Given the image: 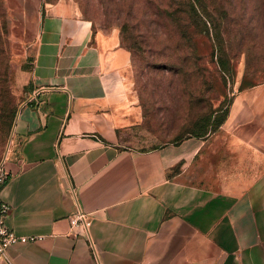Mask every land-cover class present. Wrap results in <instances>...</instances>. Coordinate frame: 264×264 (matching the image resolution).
<instances>
[{"label": "crops", "instance_id": "crops-1", "mask_svg": "<svg viewBox=\"0 0 264 264\" xmlns=\"http://www.w3.org/2000/svg\"><path fill=\"white\" fill-rule=\"evenodd\" d=\"M8 3L34 58L0 199L10 229L43 239L0 264H264V85L235 91L169 175L160 149L130 142L143 116L118 36L72 0Z\"/></svg>", "mask_w": 264, "mask_h": 264}, {"label": "rangeland", "instance_id": "rangeland-1", "mask_svg": "<svg viewBox=\"0 0 264 264\" xmlns=\"http://www.w3.org/2000/svg\"><path fill=\"white\" fill-rule=\"evenodd\" d=\"M200 1L221 35L216 41L207 25L209 47L197 54L194 43L193 52L184 50L179 32L194 23L185 7L190 0H72L96 32L114 33L122 47L135 49L131 82L143 118L130 142L137 149H160L169 175L184 168L196 147L187 142L194 137L182 138L186 132L209 133L222 122L235 91L264 85V0ZM162 11L173 12L171 20ZM33 58L8 0H0V165L14 148L13 124L30 92Z\"/></svg>", "mask_w": 264, "mask_h": 264}, {"label": "trees", "instance_id": "trees-1", "mask_svg": "<svg viewBox=\"0 0 264 264\" xmlns=\"http://www.w3.org/2000/svg\"><path fill=\"white\" fill-rule=\"evenodd\" d=\"M188 5H189V13L190 12L192 13L194 23L192 25L186 26L182 32H181L182 29H180L179 30L180 36L182 37L181 39L184 41V47H185L184 50L186 52H193L194 51V44H195V50H197V51L199 50L196 53L201 54V53L205 52V50L208 49V47H209L208 45H205V40H208V37H209V28L207 27V25H210V27L212 26V31H213V34H214L216 41L219 39V37L221 35L220 27L216 22H214V20L208 14V12H206V10L202 8L203 6H202V2L200 0H190V2L185 3V7H187ZM186 11L188 12V9H186ZM161 13L163 15H167V17H169L170 20H171V17L174 15V13L171 11L170 12L169 11H162ZM90 22H91V20H90ZM91 23H92V30L95 32L94 24H93V22H91ZM172 32L173 31L170 30L169 34L172 35ZM124 39L127 41L128 39H130V37L125 36ZM124 39L122 36V40H124ZM192 39H194L193 42H192ZM217 44L219 46L220 43H217ZM125 49L130 53L131 62H132V58H133L135 49H133V48H125ZM219 50L221 52V48H219ZM218 64H219V69L222 70V63L220 60L218 61ZM167 66H169V70L172 68L171 65H167ZM240 89L242 90L243 88L240 87ZM226 114H227V108L224 112V118H223L222 122H220L213 130H210V132H214L219 128V126L224 122V120L226 118ZM207 134L208 133L198 135V134H194L193 132H191V133L186 132L185 136L182 138L184 139V138H186V136L202 138V137L206 136Z\"/></svg>", "mask_w": 264, "mask_h": 264}, {"label": "built area", "instance_id": "built-area-1", "mask_svg": "<svg viewBox=\"0 0 264 264\" xmlns=\"http://www.w3.org/2000/svg\"><path fill=\"white\" fill-rule=\"evenodd\" d=\"M6 176L0 168V187L5 181ZM10 213L9 205L0 199V259H6V253L9 247L18 243H34L41 241L43 237L37 236H23L16 234L12 229L6 225V220ZM85 218L83 214H77L75 217L70 219L72 227L81 226L82 229L85 226Z\"/></svg>", "mask_w": 264, "mask_h": 264}, {"label": "water", "instance_id": "water-1", "mask_svg": "<svg viewBox=\"0 0 264 264\" xmlns=\"http://www.w3.org/2000/svg\"><path fill=\"white\" fill-rule=\"evenodd\" d=\"M10 143V142H9ZM9 143H8V146H9ZM8 146H7V149H6V151L8 150ZM6 156V153H5V155H4V157Z\"/></svg>", "mask_w": 264, "mask_h": 264}]
</instances>
